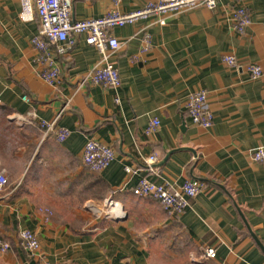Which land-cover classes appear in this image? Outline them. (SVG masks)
<instances>
[{"label": "crops", "instance_id": "0c3cea01", "mask_svg": "<svg viewBox=\"0 0 264 264\" xmlns=\"http://www.w3.org/2000/svg\"><path fill=\"white\" fill-rule=\"evenodd\" d=\"M149 1L73 0L72 19ZM240 4L252 15L244 33L231 13ZM21 10L22 0H0V171L9 180L0 234L12 244L0 264H264V160L253 158L264 148V75L224 60L233 54L239 65L264 67V0H221L164 24L148 18L114 28L119 88L82 84L102 59L85 34L57 57L59 80L45 81V60L31 43L40 18L22 20ZM198 90L214 113L209 128L187 111ZM58 115L56 130H70L64 141L41 125ZM153 118L160 126L150 134ZM89 139L115 150L106 169L84 162ZM143 177L205 187L172 216L152 196L134 194ZM21 230L37 234V255L22 247ZM210 247L215 257L206 256Z\"/></svg>", "mask_w": 264, "mask_h": 264}, {"label": "built area", "instance_id": "2783aa9c", "mask_svg": "<svg viewBox=\"0 0 264 264\" xmlns=\"http://www.w3.org/2000/svg\"><path fill=\"white\" fill-rule=\"evenodd\" d=\"M121 1V0H118ZM221 0H150L143 7L131 12H123L115 8L97 18L83 21L72 19L73 0H22L20 17L22 20L35 19L37 14L40 18V29L37 35L31 39L32 45L39 50L45 60L46 69L42 77L49 83H56L60 77L58 56L67 55L76 44L77 37L86 35L88 44L95 46L102 54L100 62L89 71L82 79V84L90 82L105 88H119L121 76L117 66L110 61L112 55L117 52L121 42L114 35L113 29L128 24H133L141 19L154 18L160 24L165 23V18L172 14H178L204 6L210 9L216 8ZM235 28L244 33L252 23L250 10L243 5H238L232 10ZM147 36L151 39L150 34ZM149 47V40L145 49ZM224 60L233 66L244 69L249 76L258 78L264 75V67L256 63L239 65L233 54H228ZM25 100L29 98L24 97ZM208 94L205 90L192 92L187 97L186 107L192 121L204 128L214 124V113L207 105ZM42 120L41 125L46 132L55 130L57 139L64 141L70 134L67 128L56 130V121ZM160 126V120L153 118L147 128L152 134ZM115 150L108 144L95 139H89L83 150V160L91 170L101 171L110 166L115 159ZM253 158L257 161L264 160V148L258 147L253 152ZM149 164L157 160V155L152 154L145 159ZM128 173L133 170L126 168ZM9 184L7 174L0 171V191ZM205 187L198 179H190L180 187L172 186L170 182H153L148 178H141L134 187L136 195L152 196L169 215H177L190 206V199L195 197ZM111 204V202H110ZM21 245L30 255H37L40 249V240L35 232L21 230L19 233ZM12 247L11 242L0 234V252H8ZM217 249L210 247L206 250L207 257H215Z\"/></svg>", "mask_w": 264, "mask_h": 264}, {"label": "rangeland", "instance_id": "374dc122", "mask_svg": "<svg viewBox=\"0 0 264 264\" xmlns=\"http://www.w3.org/2000/svg\"><path fill=\"white\" fill-rule=\"evenodd\" d=\"M133 190H134V188H133ZM135 194V193H134ZM161 205V204H160ZM162 206V205H161ZM163 208V207H162Z\"/></svg>", "mask_w": 264, "mask_h": 264}]
</instances>
